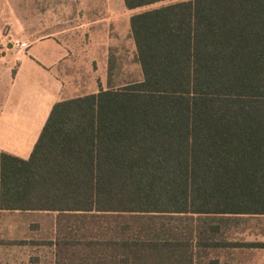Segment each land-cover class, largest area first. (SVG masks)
I'll list each match as a JSON object with an SVG mask.
<instances>
[{
	"label": "trees",
	"instance_id": "trees-1",
	"mask_svg": "<svg viewBox=\"0 0 264 264\" xmlns=\"http://www.w3.org/2000/svg\"><path fill=\"white\" fill-rule=\"evenodd\" d=\"M123 2L160 4L129 17L141 79L55 102L0 209L55 213V264H202L264 216V0Z\"/></svg>",
	"mask_w": 264,
	"mask_h": 264
},
{
	"label": "crops",
	"instance_id": "crops-1",
	"mask_svg": "<svg viewBox=\"0 0 264 264\" xmlns=\"http://www.w3.org/2000/svg\"><path fill=\"white\" fill-rule=\"evenodd\" d=\"M126 10L123 0H0V20H5L0 28L11 34L46 35L14 58L6 56L13 65L7 66L6 82L0 83V153L27 159L55 102L109 88V34L124 27L120 14ZM94 35L95 48L90 42ZM92 48L98 53L86 60ZM76 67H87L79 81ZM31 213L51 214L0 209V264H46L22 242L28 233L26 221L13 218ZM50 248L53 264L54 245Z\"/></svg>",
	"mask_w": 264,
	"mask_h": 264
},
{
	"label": "rangeland",
	"instance_id": "rangeland-1",
	"mask_svg": "<svg viewBox=\"0 0 264 264\" xmlns=\"http://www.w3.org/2000/svg\"><path fill=\"white\" fill-rule=\"evenodd\" d=\"M159 5L155 4L134 10H126L120 14V23H124V27H121L116 32L114 29H111L109 34L110 60L108 74L111 80L109 83L111 84L110 86L119 87L128 82L141 79V71L136 60V51L129 28L128 17ZM4 21V19L0 20V25H4ZM0 29V83H5L7 66L13 65V61L6 56L9 55V57L14 58L19 53L18 51L23 52L25 50V48L17 47L15 43L24 42L27 45L46 35L42 33L11 34L5 28ZM96 40L98 38L95 35L90 39L91 45L94 48L98 45V42H95ZM94 48L88 50L86 60L98 53ZM74 52L78 54L80 51L76 50ZM89 65L92 68V64L89 63ZM76 68V81H79L82 76L86 77L87 67ZM75 94L77 93L75 92ZM17 217H21L27 224V229L24 232L28 233H26L25 240L22 242L32 246L28 252L31 255H37L39 252L42 259L46 260V264H49V259L53 256L51 254L52 248H50V244L54 245L55 243V226H53L55 214H13V218ZM229 225L226 231L227 239L231 243H236V245L219 247L215 250L208 251L206 257L201 260L202 264H210V262L215 261L216 264H264V216H243L242 218H236L234 221H230ZM29 230H33V232L30 234ZM53 238L54 242H50V239ZM38 247L39 249H37ZM53 264H55V257Z\"/></svg>",
	"mask_w": 264,
	"mask_h": 264
},
{
	"label": "built area",
	"instance_id": "built-area-1",
	"mask_svg": "<svg viewBox=\"0 0 264 264\" xmlns=\"http://www.w3.org/2000/svg\"><path fill=\"white\" fill-rule=\"evenodd\" d=\"M15 44L19 48H25L26 49L28 47L24 42H20V43L16 42Z\"/></svg>",
	"mask_w": 264,
	"mask_h": 264
}]
</instances>
